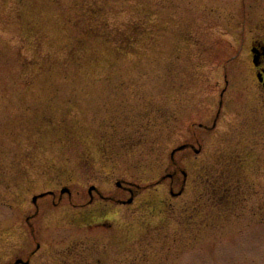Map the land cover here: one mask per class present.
I'll use <instances>...</instances> for the list:
<instances>
[{
    "label": "rangeland",
    "instance_id": "rangeland-1",
    "mask_svg": "<svg viewBox=\"0 0 264 264\" xmlns=\"http://www.w3.org/2000/svg\"><path fill=\"white\" fill-rule=\"evenodd\" d=\"M257 4L0 0V264H264V130L233 133Z\"/></svg>",
    "mask_w": 264,
    "mask_h": 264
},
{
    "label": "flooded vegetation",
    "instance_id": "flooded-vegetation-1",
    "mask_svg": "<svg viewBox=\"0 0 264 264\" xmlns=\"http://www.w3.org/2000/svg\"><path fill=\"white\" fill-rule=\"evenodd\" d=\"M256 8L261 10L258 16L253 15L252 12L246 8L243 12V22L241 23L240 32L236 29L233 30V33L237 38V43L240 42V49L233 57L238 59V64H241L242 66L246 65L248 69H250L252 75L251 81L254 88L259 92L257 98L258 105L254 104L250 107L249 111L246 113L241 112L239 114L241 116V118L238 119L240 121L237 124L239 127L236 129V127H234L235 124L233 126L234 135H261L264 130V4H257ZM220 104L221 108L214 121V127L217 126L220 117H223L225 112H229V109L225 106L223 101H221ZM259 113L262 116L258 118ZM240 126L242 130L240 129ZM201 128H203V130L211 131L208 126L201 125ZM188 148L195 149L193 144ZM237 155L239 157H236L234 153H229V156L233 157L238 162L239 167H242L243 159L241 158V155L243 154L240 153ZM236 182L239 184L241 180L239 179Z\"/></svg>",
    "mask_w": 264,
    "mask_h": 264
},
{
    "label": "trees",
    "instance_id": "trees-1",
    "mask_svg": "<svg viewBox=\"0 0 264 264\" xmlns=\"http://www.w3.org/2000/svg\"><path fill=\"white\" fill-rule=\"evenodd\" d=\"M93 11V10H92ZM95 11V10H94ZM93 11V12H94ZM92 12V13H93ZM96 12V11H95ZM89 30H91V31H93L94 32V34H95V36H97L98 38H100V37H103L104 35H102V34H99V33H101V32H99V31H94V30H92V28L91 29H89ZM109 31V30H108ZM107 31V32H108ZM109 34H111V32H109ZM107 42H109L110 44H115V42H111L110 40H107ZM116 45H118L119 46V44H116ZM129 45L131 46V43H129ZM118 48V50L119 51H122L123 50V48L121 47V46H119V47H117ZM233 165H234V163L231 161V162H229V168H232L233 167ZM232 187V184L229 182L226 186L224 185V187H221L220 186V191L219 192H222V193H219V192H217V199H224L225 197H226V195L230 192V191H232L233 190V188H231ZM219 189V188H218Z\"/></svg>",
    "mask_w": 264,
    "mask_h": 264
},
{
    "label": "water",
    "instance_id": "water-1",
    "mask_svg": "<svg viewBox=\"0 0 264 264\" xmlns=\"http://www.w3.org/2000/svg\"><path fill=\"white\" fill-rule=\"evenodd\" d=\"M119 185H121V183H119ZM92 189H93V187L90 189V191H92ZM66 191H68V190H64L63 192H66ZM44 194H42L41 196H43ZM37 199H38V196H36V197H34V202H37ZM131 201H132V199H131ZM18 262H23L22 260H18ZM25 264H28V262H25Z\"/></svg>",
    "mask_w": 264,
    "mask_h": 264
}]
</instances>
